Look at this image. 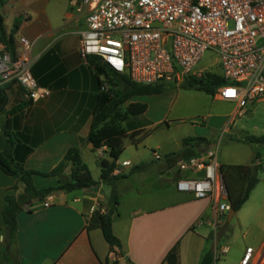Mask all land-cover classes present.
<instances>
[{
  "label": "crops",
  "instance_id": "obj_1",
  "mask_svg": "<svg viewBox=\"0 0 264 264\" xmlns=\"http://www.w3.org/2000/svg\"><path fill=\"white\" fill-rule=\"evenodd\" d=\"M2 4L0 15L7 33L16 28L17 55L23 53L24 42L31 44L33 74L51 94L33 102L19 83L4 84L8 102L0 116V152L9 149L15 164L49 172L69 148L78 147L89 169L91 162L96 164L98 173L92 176L98 183L72 191L54 190L50 206L43 204L47 194L41 200L24 202L17 215L15 242L10 243L3 207L7 196L19 198L26 185L0 168V264H200L204 252L225 247L228 251L214 264H241L248 247H253V253L247 264H264V167L258 170L259 181L242 207L228 220L230 209L226 221L216 227L221 214L214 196L197 198L177 189L176 182L182 176L177 160L202 154L218 143L211 135H199L206 140L182 147L178 156H166L157 167L144 163L143 157L135 156V162L124 157V148L117 161L120 172H113L118 175L119 205L112 215L113 230L122 247L113 248L94 218L95 212L110 209L112 187L100 179L99 162L110 160L108 149L98 154L89 139L103 74L96 67L98 57L84 58L81 54L80 32L86 29L90 8L81 0H3ZM138 96L130 101L141 102ZM213 96L228 104L225 116L230 115V122L223 120L220 125L229 130L238 104ZM250 109L260 115L264 98L253 102L247 111ZM259 121V126L243 138L264 135V116ZM128 138L134 144L143 140ZM220 143L221 165L253 166L257 154L264 153V146L247 139L231 140L227 147ZM124 160L131 164L122 166ZM71 167H66V175ZM232 173L237 179L236 170ZM58 180L34 176L38 188L54 187ZM223 201L228 202L227 198ZM223 229L230 231L222 234ZM232 246L237 251L231 257Z\"/></svg>",
  "mask_w": 264,
  "mask_h": 264
},
{
  "label": "built area",
  "instance_id": "obj_2",
  "mask_svg": "<svg viewBox=\"0 0 264 264\" xmlns=\"http://www.w3.org/2000/svg\"><path fill=\"white\" fill-rule=\"evenodd\" d=\"M90 8L86 29L80 32L81 54L98 57L109 72L126 74L140 84L184 82L194 72L207 51L217 54L220 74L225 82L215 94L238 104L231 120L242 110L264 98V0H81ZM31 44L24 42L23 53L14 57L0 49V85L19 83L29 100L48 97L51 90L38 84L30 55ZM111 76L103 73L101 91L111 88ZM234 93L229 95V93ZM228 127L224 129L227 131ZM202 154L179 158L176 166L182 176L177 189L197 198L214 196L221 216L215 227L224 223L231 209L219 161V143ZM106 146L97 149L102 154ZM156 159L163 156L154 151ZM129 160L121 162L130 165ZM264 167V153L255 159ZM119 173L120 167L114 170ZM204 172L201 175L189 173ZM55 194L49 193L44 206ZM225 247L216 251L221 257ZM253 253L248 247L241 264Z\"/></svg>",
  "mask_w": 264,
  "mask_h": 264
},
{
  "label": "trees",
  "instance_id": "obj_3",
  "mask_svg": "<svg viewBox=\"0 0 264 264\" xmlns=\"http://www.w3.org/2000/svg\"><path fill=\"white\" fill-rule=\"evenodd\" d=\"M19 20V19H18ZM18 20H16V25ZM17 27V26H16ZM15 30L7 33L3 17L0 15V36L5 42V49L9 50L14 57L17 56V40ZM93 62V60H91ZM97 70L100 74L107 73L111 76V88L101 91L97 104L94 109L91 131L89 134L90 141L96 148L106 146L110 160L101 159L99 164L101 167L100 179L112 187L110 198V209L106 213L95 212L94 218L99 221L104 238L114 248L122 247V243L113 230L112 215L117 211L119 205V194L117 191L118 175L113 172L117 168V161L124 151V140L127 138V132L122 122H126L130 116H136L147 110V104L143 102L130 101L137 95L157 94L165 89L164 84H140L132 81L128 75L118 72H109L104 63L98 62ZM225 82L223 76L218 72L208 71L200 77L191 75L184 80V87L196 88L203 90L209 94H215L217 88ZM8 102V95L4 84L0 85V116L3 113ZM123 109L122 106L126 104ZM134 133V132H133ZM131 138H134V134ZM134 135V136H133ZM146 134L143 135V137ZM143 137H141L143 139ZM139 138L138 140H140ZM249 141L257 142L264 146V135L247 136ZM196 140L205 141L206 138L198 137ZM137 141V140H136ZM141 141V140H140ZM176 155V154H174ZM170 155V156H174ZM260 157L257 154L258 158ZM72 165L71 173L65 174L66 167ZM142 165L136 166L134 169H140ZM260 165L253 166H235L222 165L221 170L227 188V200L231 209L239 210L245 201L249 198L251 191L257 185L259 178L257 172ZM0 168L11 175L20 177L25 185V192L19 198L13 196L6 197V203L3 207V217L6 226L10 229V243L15 242L17 232V215L22 208L24 202L31 201L33 198L43 199L46 194L54 190L72 191L76 189L89 188L98 183L92 176L88 164L82 159L80 149L71 147L67 150L64 158L60 163L49 172H40L32 169H26L21 164H15L10 154V150L6 149L0 152ZM236 170L238 178H234L232 171ZM42 175L46 177H58V185L54 187L38 188L34 184V176ZM228 222L225 223L227 226ZM223 229L224 232H229ZM221 236V234H219ZM216 250L209 249L204 252L200 264H214L218 258L215 256Z\"/></svg>",
  "mask_w": 264,
  "mask_h": 264
},
{
  "label": "rangeland",
  "instance_id": "obj_4",
  "mask_svg": "<svg viewBox=\"0 0 264 264\" xmlns=\"http://www.w3.org/2000/svg\"><path fill=\"white\" fill-rule=\"evenodd\" d=\"M0 0V7L3 5ZM8 19L6 25H10ZM6 47L0 36V49ZM221 72L217 54L207 51L202 59L197 63L194 72ZM165 89L157 94L140 95L138 101L147 104V110L136 116H130L122 126L126 129L124 157H130L135 162V156L143 157L144 163H150L154 167L164 162L168 155L178 156L182 147L193 144L199 135H208L221 140L223 147H227L231 140H246L244 133H251L255 126H259V117L264 116V110L259 114H253L250 109H242L234 118L230 129L224 131L221 122H230V115L225 116L229 111L228 104L218 101L212 94L194 87H184V82L163 83ZM127 103L122 106L124 109ZM139 127H144L139 128ZM220 127V128H219ZM227 127V126H226ZM134 132V133H133ZM134 138H131V134ZM146 134L144 137L143 135ZM240 135H242L240 137ZM135 139L143 137V140L134 144ZM162 145L160 148L158 145ZM237 144V143H236ZM222 145L219 147V151ZM158 151L163 158L156 159L154 151ZM170 153V154H169ZM133 162V163H134ZM96 164L91 162V174L95 177ZM214 235V234H213ZM218 240V236H217ZM237 251L236 246H232L229 256Z\"/></svg>",
  "mask_w": 264,
  "mask_h": 264
},
{
  "label": "water",
  "instance_id": "obj_5",
  "mask_svg": "<svg viewBox=\"0 0 264 264\" xmlns=\"http://www.w3.org/2000/svg\"><path fill=\"white\" fill-rule=\"evenodd\" d=\"M234 213H235V210H234V209H231V210H230V213H229V218H228V220H231V218L233 217Z\"/></svg>",
  "mask_w": 264,
  "mask_h": 264
},
{
  "label": "snow or ice",
  "instance_id": "obj_6",
  "mask_svg": "<svg viewBox=\"0 0 264 264\" xmlns=\"http://www.w3.org/2000/svg\"><path fill=\"white\" fill-rule=\"evenodd\" d=\"M232 94H234V93H231V92L229 93V95H232Z\"/></svg>",
  "mask_w": 264,
  "mask_h": 264
}]
</instances>
